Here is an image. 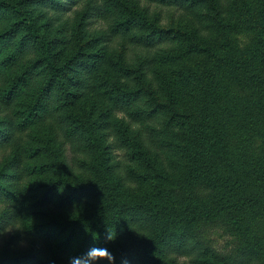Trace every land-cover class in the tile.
I'll use <instances>...</instances> for the list:
<instances>
[{"label": "trees", "instance_id": "1", "mask_svg": "<svg viewBox=\"0 0 264 264\" xmlns=\"http://www.w3.org/2000/svg\"><path fill=\"white\" fill-rule=\"evenodd\" d=\"M263 221L264 0H0V264H261Z\"/></svg>", "mask_w": 264, "mask_h": 264}, {"label": "rangeland", "instance_id": "2", "mask_svg": "<svg viewBox=\"0 0 264 264\" xmlns=\"http://www.w3.org/2000/svg\"><path fill=\"white\" fill-rule=\"evenodd\" d=\"M78 8V7H76ZM79 9V8H78ZM76 12L77 10H73V11H69L67 13H53L55 15V19H58V23L59 24H64L66 26H68V28L71 31H74L75 28H81L82 29H87L88 32H90L91 37L93 35L99 36L101 33H103L104 30V22L103 21H93L92 23L83 26L79 25L80 23V13H78V18H76ZM169 16V15H167ZM166 16V18H167ZM185 18H192L190 15L184 14L182 15ZM58 17V18H57ZM165 18V21H166ZM169 19V17L167 18ZM177 24V23H175ZM91 83H94L96 80L95 78H91L89 80ZM92 93V88L88 91V94ZM122 115V114H119ZM152 123V122H147V123H141L137 125V129H142L144 127H147L146 125ZM116 154H118V158L122 157V153L117 150ZM258 228L262 229V231L264 232V221L263 223H258ZM229 231L225 228H216V229H212L207 233V236L210 237L212 239V244L213 246L218 249L219 251H223L226 252L228 250H231V248L233 247V237L230 233H228ZM5 241V237H1L0 239V243L2 244ZM261 264H264L261 263Z\"/></svg>", "mask_w": 264, "mask_h": 264}, {"label": "clouds", "instance_id": "3", "mask_svg": "<svg viewBox=\"0 0 264 264\" xmlns=\"http://www.w3.org/2000/svg\"><path fill=\"white\" fill-rule=\"evenodd\" d=\"M116 233L106 229V240L114 241ZM115 257L106 248L93 247L84 256L73 258L70 264H114ZM127 264V261H124Z\"/></svg>", "mask_w": 264, "mask_h": 264}]
</instances>
